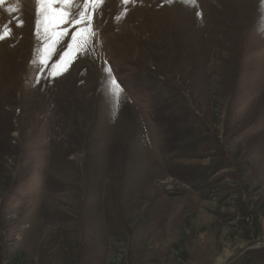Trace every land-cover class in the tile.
<instances>
[{"label":"rangeland","instance_id":"1","mask_svg":"<svg viewBox=\"0 0 264 264\" xmlns=\"http://www.w3.org/2000/svg\"><path fill=\"white\" fill-rule=\"evenodd\" d=\"M37 7L0 5V264H264V0H104L56 75Z\"/></svg>","mask_w":264,"mask_h":264},{"label":"snow or ice","instance_id":"2","mask_svg":"<svg viewBox=\"0 0 264 264\" xmlns=\"http://www.w3.org/2000/svg\"><path fill=\"white\" fill-rule=\"evenodd\" d=\"M103 2L104 0H82V3H79L78 0H37V13L41 16L37 24L42 25L44 32L47 34V42L41 57L42 64L48 63L57 46L64 37L68 36L69 29L63 26L70 24L72 27L77 28V31L71 36V43L68 45L67 50L55 65L53 75L66 70L72 59L85 49L90 37L94 35L90 27L92 16L95 13L96 6L102 5ZM129 2L130 0H123L124 4ZM191 2L194 3V0H191ZM5 3L6 0H0V5ZM73 7L81 9L78 14L73 15L71 11ZM9 11H15V9L9 8ZM10 36L11 29L9 28L4 35H0V40ZM112 83L119 89V84L114 79Z\"/></svg>","mask_w":264,"mask_h":264},{"label":"water","instance_id":"3","mask_svg":"<svg viewBox=\"0 0 264 264\" xmlns=\"http://www.w3.org/2000/svg\"><path fill=\"white\" fill-rule=\"evenodd\" d=\"M261 247H264V245H261Z\"/></svg>","mask_w":264,"mask_h":264}]
</instances>
